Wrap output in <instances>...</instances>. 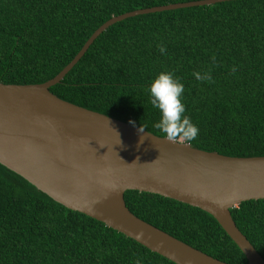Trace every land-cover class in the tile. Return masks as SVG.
Wrapping results in <instances>:
<instances>
[{
    "label": "trees",
    "instance_id": "16d2710c",
    "mask_svg": "<svg viewBox=\"0 0 264 264\" xmlns=\"http://www.w3.org/2000/svg\"><path fill=\"white\" fill-rule=\"evenodd\" d=\"M193 0H0V82L57 75L93 32L119 14ZM163 45L165 52L158 50ZM214 58V59H213ZM161 71L184 86L193 146L264 156V0H227L137 14L104 30L50 90L62 99L164 136L147 88ZM193 73H208L211 81ZM180 139V138H177ZM139 218L222 261L246 264L207 211L128 190ZM264 258V199L231 208ZM176 264L105 223L71 210L0 163V264Z\"/></svg>",
    "mask_w": 264,
    "mask_h": 264
},
{
    "label": "water",
    "instance_id": "95a60500",
    "mask_svg": "<svg viewBox=\"0 0 264 264\" xmlns=\"http://www.w3.org/2000/svg\"><path fill=\"white\" fill-rule=\"evenodd\" d=\"M221 1L227 0L169 3L113 16L53 78L31 84L0 82V163L68 209L105 223L176 264L232 263L136 216L126 205V191L157 193L207 211L244 253L246 264H264L231 213L243 201L264 199L263 155L231 156L182 139L170 142L50 90L115 22Z\"/></svg>",
    "mask_w": 264,
    "mask_h": 264
},
{
    "label": "clouds",
    "instance_id": "9594fccd",
    "mask_svg": "<svg viewBox=\"0 0 264 264\" xmlns=\"http://www.w3.org/2000/svg\"><path fill=\"white\" fill-rule=\"evenodd\" d=\"M158 50L162 54L165 52L163 45H160ZM193 75L197 80L211 81L212 79L208 73L203 75L193 73ZM147 91L150 103L159 112V120L153 126L161 130L168 141L171 142L177 138L191 141L196 137L198 128L185 114V105L182 102L183 83L173 71L158 73L150 82ZM139 131L143 132V129L139 128Z\"/></svg>",
    "mask_w": 264,
    "mask_h": 264
}]
</instances>
